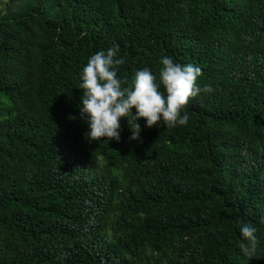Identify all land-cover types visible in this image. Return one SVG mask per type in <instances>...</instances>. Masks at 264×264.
<instances>
[{
  "label": "trees",
  "instance_id": "trees-1",
  "mask_svg": "<svg viewBox=\"0 0 264 264\" xmlns=\"http://www.w3.org/2000/svg\"><path fill=\"white\" fill-rule=\"evenodd\" d=\"M113 44L123 86L167 55L213 91L184 126L88 142L79 73ZM0 94V264H264V0H22Z\"/></svg>",
  "mask_w": 264,
  "mask_h": 264
},
{
  "label": "clouds",
  "instance_id": "clouds-1",
  "mask_svg": "<svg viewBox=\"0 0 264 264\" xmlns=\"http://www.w3.org/2000/svg\"><path fill=\"white\" fill-rule=\"evenodd\" d=\"M119 51L116 44L97 50L88 57L79 73L82 95L78 107L80 118L87 126L85 139L88 142H119L122 119L127 120L133 141L140 138L141 119L147 128L184 126L189 117L183 109L189 100L213 91L210 85L201 87L198 83L201 75L198 66L180 64L167 55L159 60L158 79L148 68H143L136 70L130 83L123 86L124 82L117 75L124 62L118 57ZM256 233L253 224L239 222L238 247L248 260L257 249Z\"/></svg>",
  "mask_w": 264,
  "mask_h": 264
},
{
  "label": "rangeland",
  "instance_id": "rangeland-1",
  "mask_svg": "<svg viewBox=\"0 0 264 264\" xmlns=\"http://www.w3.org/2000/svg\"><path fill=\"white\" fill-rule=\"evenodd\" d=\"M22 0H0V18L4 14L16 16ZM9 102L0 94V115L5 114L8 110ZM5 131L0 129V137Z\"/></svg>",
  "mask_w": 264,
  "mask_h": 264
}]
</instances>
